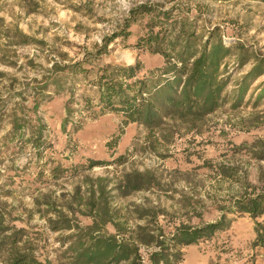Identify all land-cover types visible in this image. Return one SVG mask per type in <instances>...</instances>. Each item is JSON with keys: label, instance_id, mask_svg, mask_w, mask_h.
Returning <instances> with one entry per match:
<instances>
[{"label": "rangeland", "instance_id": "obj_1", "mask_svg": "<svg viewBox=\"0 0 264 264\" xmlns=\"http://www.w3.org/2000/svg\"><path fill=\"white\" fill-rule=\"evenodd\" d=\"M140 6L148 14H131ZM163 13L168 23L183 21L202 41L215 29L232 48L233 56L221 66L225 93L236 89L255 65L252 59L240 65L237 46L262 60L264 69V1L0 0V217L5 227L27 231L42 261L65 262L59 257L60 240L68 234L50 230L46 216L53 214L45 202L59 208L72 201L77 189L83 197L87 187L104 185L115 215L127 227L160 228L165 235L180 225L214 222L221 208L250 193V186L264 189V74L248 81L237 109L225 104L200 122L166 118L160 130L124 124L122 115L100 114L96 106L84 111L81 97H93L84 82L93 76L74 79L72 95H54L50 89L38 97L36 114L31 110L33 80L54 63L82 61L84 68L97 70L138 62L142 73L160 67V55L136 45L149 34V22L157 23L153 32L160 30ZM19 34L28 37L24 43ZM98 49L102 53L91 58ZM70 97L74 112L62 129ZM13 112L25 116L23 136L11 132ZM36 117L47 145L40 154L31 145ZM89 161L103 164L88 167ZM133 172L148 173L154 182L121 196L115 188ZM75 214L81 226L90 223ZM140 214L148 216L140 219ZM108 231L115 233L111 226ZM254 239L253 221L248 215L237 217L225 231L185 247L182 264H264V247L254 246Z\"/></svg>", "mask_w": 264, "mask_h": 264}, {"label": "trees", "instance_id": "obj_2", "mask_svg": "<svg viewBox=\"0 0 264 264\" xmlns=\"http://www.w3.org/2000/svg\"><path fill=\"white\" fill-rule=\"evenodd\" d=\"M264 1V0H259ZM149 10L140 6L131 14H148ZM163 13L166 21L158 22L160 30L153 32L155 20L147 24L149 34L139 39L137 48L150 54L160 55L163 64L153 70L142 73V66L137 64L118 67L105 66L97 70L84 68V62L77 61L60 65L54 63L48 73L31 88L28 97L32 98V111L36 114L39 107L38 97L44 96L51 89L54 95L66 92L72 95L73 80L81 76H93L84 82L92 88V98L82 96V109L89 110L96 106L104 112L122 115L124 124L136 123L148 130H160L165 119L188 122H200L225 104L234 110L240 107L247 83L264 74L263 62L256 55H249L243 47H236L237 61L241 64L254 60L255 65L244 75L236 89L225 93L227 78L221 66L225 60L233 56L232 48L226 46L214 29L208 32L205 40L198 38L194 31L185 28L183 21L168 23L169 16ZM128 25L126 26V28ZM21 42L28 37L19 34ZM103 49L91 53L97 58ZM139 74L141 76L139 77ZM1 75V74H0ZM22 93L20 92V95ZM46 95V98H50ZM93 101L95 103H93ZM72 99L66 103V117L62 129L66 128L69 116L74 112L70 108ZM93 104V105H91ZM22 110V109H21ZM11 132L23 136L25 116L11 115ZM31 139V145L37 154L45 151L47 145L43 141V125L38 117ZM103 162L89 161L88 167L101 165ZM58 168H55L56 172ZM153 178L148 173L133 172L123 176L116 190L121 196L140 191L152 184ZM250 193L231 200L230 204L221 208L220 217L201 227L191 228L180 225L174 232L165 235L160 228L149 229L147 226L127 227L122 216H116L107 198L105 186L97 184L96 189L87 187L86 195H80L77 189L72 201L59 205L45 202L47 224L54 233L68 232L61 238L60 259L58 264H182L183 249L196 244L199 240L228 229L237 217L248 215L253 221L255 239L254 246L264 247V189L249 187ZM78 213L90 219V223L81 226L76 220ZM72 215V217H69ZM140 219L148 216L140 214ZM76 221V222H75ZM111 226L115 233L111 234ZM144 248V251H141ZM0 259L1 264H51L40 260L35 254L33 243L25 229L14 226L5 227L0 217ZM56 263V264H57ZM215 264V263H210Z\"/></svg>", "mask_w": 264, "mask_h": 264}]
</instances>
